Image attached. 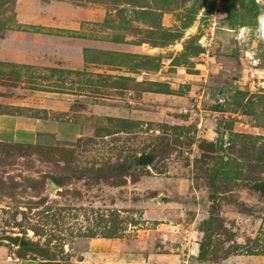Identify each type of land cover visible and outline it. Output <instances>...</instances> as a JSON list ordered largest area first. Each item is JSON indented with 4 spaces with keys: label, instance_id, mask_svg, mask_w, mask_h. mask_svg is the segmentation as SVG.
Here are the masks:
<instances>
[{
    "label": "rangeland",
    "instance_id": "374dc122",
    "mask_svg": "<svg viewBox=\"0 0 264 264\" xmlns=\"http://www.w3.org/2000/svg\"><path fill=\"white\" fill-rule=\"evenodd\" d=\"M221 4L0 0V115L89 126L67 144L0 141V235L18 236L12 263L199 264L181 261L189 227L209 264L264 253V191L253 187L264 184V0H231V17ZM75 37L135 45L83 59L152 77L143 90L164 92L144 97L141 119L87 108L98 99L84 90L127 82L67 69L66 44H86ZM78 91L88 97L58 94Z\"/></svg>",
    "mask_w": 264,
    "mask_h": 264
},
{
    "label": "crops",
    "instance_id": "0c3cea01",
    "mask_svg": "<svg viewBox=\"0 0 264 264\" xmlns=\"http://www.w3.org/2000/svg\"><path fill=\"white\" fill-rule=\"evenodd\" d=\"M70 27L73 29H77V25ZM75 39L79 41H85L86 44L84 45L83 49H78L73 45L66 44V47H69L74 51L70 53L66 50L65 53H68V57H62L65 62H68L66 66L67 69H70L71 72L79 73L80 75L86 74V76H90L91 78H97V75H102L103 77L108 79L121 77L127 82L126 85L119 86L112 83L107 85L106 87H102L104 89L103 93H99L98 91L90 92L89 90H84L85 93L94 94L93 96L89 97L98 99V101H90L89 103H86L85 101V104H88L87 108H92L93 111H103L105 115L111 116V114H115L120 116H131L134 119H141L144 114L141 108L144 97H148L149 95H153L156 97V95L160 94L158 92L144 91L142 88V86H144L146 82L150 81L152 77H145L148 73H145V71L139 68L129 69L124 66L121 67L115 64L114 61H105L103 63H99L96 60L83 59V56L85 55V57L87 58V54L89 58L94 54L98 55L99 57L105 56L101 52H95L94 50L96 49L109 50L111 52L133 53L136 52L135 45L123 42L100 41L101 43H103V46H98L97 43L100 42L96 40L76 37ZM78 92L79 93L77 94L66 92L58 94H60L61 96L66 95L78 98L88 97L86 96L88 94H84L82 93V91ZM99 101L103 102L100 103ZM49 102L53 101L48 100V102H46V105H50ZM53 103L55 105L56 103L59 105V111L61 112L67 111L65 109L67 108V106L69 107V104H65L64 99L56 100ZM88 127L89 126H87L86 123L66 119L40 118L33 115L18 114L0 115V141H17L34 144H67L71 143L72 140L76 137L88 134ZM175 200H177L175 202L176 205L186 204V202H184L185 198H177ZM175 226H178V223L175 222ZM172 227H174V225ZM191 232L192 229H190L189 227V230L185 231L186 238L182 236V239L185 238L182 241L185 242L186 240L187 242H185V244L190 243L191 249L193 245L196 246L197 244L198 251L196 234L193 236V238L192 236L187 237V235H192ZM192 233H194V231ZM192 239L195 240L193 241ZM191 249L188 248V251L186 250L187 252H183L182 250V254L184 255L182 256L181 261L184 259L185 262H188V260L191 261L194 257L196 258L197 254L189 252L192 251ZM7 255H10V259H6ZM14 255L15 252H13L10 244L4 241H0V264H15L12 263L14 261ZM173 257L174 253H171V261L174 259ZM150 259L152 260L153 256H151ZM205 263L209 264V261L205 260ZM217 264H264V254H229L220 258L217 261Z\"/></svg>",
    "mask_w": 264,
    "mask_h": 264
},
{
    "label": "trees",
    "instance_id": "16d2710c",
    "mask_svg": "<svg viewBox=\"0 0 264 264\" xmlns=\"http://www.w3.org/2000/svg\"><path fill=\"white\" fill-rule=\"evenodd\" d=\"M231 0H222V4H221V10L225 13L226 16L231 17V4H230ZM153 92H158V93H163L164 91H158V89L154 90ZM255 189H262L264 191V184L263 183H258L255 184L253 186ZM210 205L212 206V200L210 202ZM210 206V208H211ZM207 249V245H203L201 242H198V251H197V255H196V260L199 262V264H206L205 263V258L206 255L208 253ZM248 254H264V253H257V252H252V253H248ZM229 255V254H227ZM226 256V255H225Z\"/></svg>",
    "mask_w": 264,
    "mask_h": 264
},
{
    "label": "water",
    "instance_id": "95a60500",
    "mask_svg": "<svg viewBox=\"0 0 264 264\" xmlns=\"http://www.w3.org/2000/svg\"><path fill=\"white\" fill-rule=\"evenodd\" d=\"M220 31L229 32V31H225V30H220ZM141 162L144 163L143 159H141ZM48 186L50 189L55 187L54 183L51 181H48ZM263 199H264V193H263ZM0 241L7 242L10 245H17L18 236L17 235L3 234V235H0Z\"/></svg>",
    "mask_w": 264,
    "mask_h": 264
},
{
    "label": "built area",
    "instance_id": "2783aa9c",
    "mask_svg": "<svg viewBox=\"0 0 264 264\" xmlns=\"http://www.w3.org/2000/svg\"><path fill=\"white\" fill-rule=\"evenodd\" d=\"M161 62H164V59H162ZM6 259H10V255H7Z\"/></svg>",
    "mask_w": 264,
    "mask_h": 264
}]
</instances>
